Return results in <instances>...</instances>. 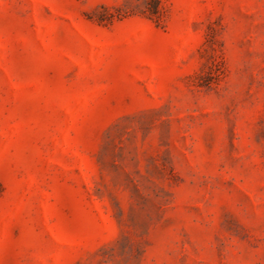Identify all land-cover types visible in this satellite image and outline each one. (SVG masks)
Wrapping results in <instances>:
<instances>
[{
    "label": "rangeland",
    "instance_id": "374dc122",
    "mask_svg": "<svg viewBox=\"0 0 264 264\" xmlns=\"http://www.w3.org/2000/svg\"><path fill=\"white\" fill-rule=\"evenodd\" d=\"M0 264H264V0H0Z\"/></svg>",
    "mask_w": 264,
    "mask_h": 264
},
{
    "label": "trees",
    "instance_id": "16d2710c",
    "mask_svg": "<svg viewBox=\"0 0 264 264\" xmlns=\"http://www.w3.org/2000/svg\"><path fill=\"white\" fill-rule=\"evenodd\" d=\"M147 2H148V0H146ZM156 1H160V0H156ZM151 11V13H157L156 11L157 10H150Z\"/></svg>",
    "mask_w": 264,
    "mask_h": 264
}]
</instances>
